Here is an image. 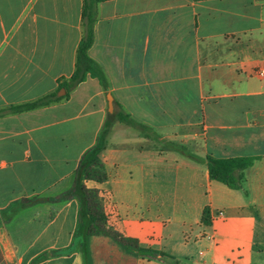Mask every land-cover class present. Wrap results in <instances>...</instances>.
Here are the masks:
<instances>
[{
	"label": "crops",
	"instance_id": "obj_1",
	"mask_svg": "<svg viewBox=\"0 0 264 264\" xmlns=\"http://www.w3.org/2000/svg\"><path fill=\"white\" fill-rule=\"evenodd\" d=\"M83 3L0 0V264H84L78 202L57 198L117 108L153 136L115 123L108 180L88 186L112 227L158 253L135 264H264V0L100 3L89 55L109 90L88 78L13 112L66 95ZM208 155L256 160L233 189L211 179ZM35 198L50 201L23 206Z\"/></svg>",
	"mask_w": 264,
	"mask_h": 264
},
{
	"label": "trees",
	"instance_id": "obj_2",
	"mask_svg": "<svg viewBox=\"0 0 264 264\" xmlns=\"http://www.w3.org/2000/svg\"><path fill=\"white\" fill-rule=\"evenodd\" d=\"M108 1L111 0H84L82 11L83 37L77 50L76 69L70 81H60L58 88V92L64 89L66 95L59 97L56 92L36 102L12 107L13 112L46 107L62 100L69 99L71 92L88 78L97 79L104 90H109V82L104 70L89 55V50L93 46L95 40L94 27L98 18V5ZM116 122L136 128L146 136H153L152 130L149 127L138 123L131 115L124 111L109 115L98 135L96 144L83 155L78 168L75 170L74 185L67 192L59 196L57 202L68 200H76L78 202L79 215L75 234L76 247L78 241L77 236L79 234L82 236L80 240L81 245L83 244L82 240H85L89 236L104 234L113 237L118 243L130 247L141 257L156 258L158 256L156 251L142 248L137 240L125 237L114 227L109 226L104 211L105 208L99 200V197L104 194V192L92 189L88 186L89 181H96L102 184L108 180V173L101 160V154L106 150L109 144V138ZM168 146L185 152L184 148L180 145L168 143ZM255 160L256 158L254 157L218 159L208 155L204 159V162L208 166L212 180L222 182L233 189H241L246 181L244 171L251 167ZM81 225L84 226L82 230L80 229ZM59 253L61 252L56 251L53 252V255ZM47 257L48 254H43L36 258L33 264Z\"/></svg>",
	"mask_w": 264,
	"mask_h": 264
},
{
	"label": "rangeland",
	"instance_id": "obj_3",
	"mask_svg": "<svg viewBox=\"0 0 264 264\" xmlns=\"http://www.w3.org/2000/svg\"><path fill=\"white\" fill-rule=\"evenodd\" d=\"M120 108L116 109V113L121 112ZM113 120V118H112ZM117 123V122H116ZM126 125V124H125ZM129 126V125H128ZM131 127V126H130ZM133 128V127H132ZM137 132L141 133L140 130L134 128ZM143 134V133H141ZM165 148H169L167 144L164 145ZM75 178V177H74ZM105 195L102 194L99 197L102 205L104 206V211L106 218L108 220L109 226H114L113 221L110 220V212L112 211L111 204L108 198H104ZM56 200V199H54ZM54 200H51L53 202ZM49 200L35 198L31 201L25 200L23 206L38 205L40 203L48 202ZM14 225H12L13 227ZM22 229L23 226L21 227ZM84 228L81 225L80 229ZM80 232V231H79ZM81 235L77 236V249L81 252L84 260V264H135L136 259L139 254L133 251L130 247L124 246L121 243H118L111 236H106L104 234H98L87 237L85 240H82V245L80 244Z\"/></svg>",
	"mask_w": 264,
	"mask_h": 264
},
{
	"label": "water",
	"instance_id": "obj_4",
	"mask_svg": "<svg viewBox=\"0 0 264 264\" xmlns=\"http://www.w3.org/2000/svg\"><path fill=\"white\" fill-rule=\"evenodd\" d=\"M65 92V90H63ZM109 105H110V112L113 111V98L111 95H109Z\"/></svg>",
	"mask_w": 264,
	"mask_h": 264
},
{
	"label": "built area",
	"instance_id": "obj_5",
	"mask_svg": "<svg viewBox=\"0 0 264 264\" xmlns=\"http://www.w3.org/2000/svg\"><path fill=\"white\" fill-rule=\"evenodd\" d=\"M264 73H260V75L262 76Z\"/></svg>",
	"mask_w": 264,
	"mask_h": 264
}]
</instances>
